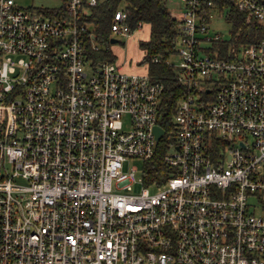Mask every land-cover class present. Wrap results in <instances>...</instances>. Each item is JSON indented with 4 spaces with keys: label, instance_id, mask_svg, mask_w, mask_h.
<instances>
[{
    "label": "built area",
    "instance_id": "2783aa9c",
    "mask_svg": "<svg viewBox=\"0 0 264 264\" xmlns=\"http://www.w3.org/2000/svg\"><path fill=\"white\" fill-rule=\"evenodd\" d=\"M97 1L0 0V264H264V38L223 39L213 0H180L169 172L146 185L124 163L164 137V85L87 57ZM235 4L264 27V0ZM111 32L132 33L122 7Z\"/></svg>",
    "mask_w": 264,
    "mask_h": 264
},
{
    "label": "trees",
    "instance_id": "16d2710c",
    "mask_svg": "<svg viewBox=\"0 0 264 264\" xmlns=\"http://www.w3.org/2000/svg\"><path fill=\"white\" fill-rule=\"evenodd\" d=\"M214 3L225 13L227 21L232 22V31L242 28L240 40L242 42H253L264 38V27L252 20L249 25H245L246 13L236 7L235 0H213ZM123 8L126 12V23L131 30H135L138 25L148 23L150 26V37L140 41V47L145 50L140 63L147 64L150 77L163 82L164 90L159 104L158 123L166 130L164 137L158 142L153 158L145 161L142 167V178L144 184L160 183L168 174L169 169L164 163L163 155L167 148V143L173 141L174 125L172 117L176 112L178 99L183 91V85L176 78L174 67L166 62L176 50L178 34L177 20L171 14L166 5V0H98L94 6L85 4L86 21L91 24L87 30L84 40V48L87 57L93 63L102 61L113 62L116 60L115 54L110 48L112 37L111 23L114 12ZM94 36L97 43L104 44V47L94 49L91 37ZM226 44L223 43L224 47ZM160 55L162 59L158 62H151L153 55Z\"/></svg>",
    "mask_w": 264,
    "mask_h": 264
},
{
    "label": "rangeland",
    "instance_id": "374dc122",
    "mask_svg": "<svg viewBox=\"0 0 264 264\" xmlns=\"http://www.w3.org/2000/svg\"><path fill=\"white\" fill-rule=\"evenodd\" d=\"M16 4L21 7H56L61 4V0H15ZM180 0H166V5L170 12L177 15L180 9ZM211 30L213 32H219L222 34L223 39H229L232 33V22L227 21L225 18V13H219L218 11L213 12L211 19ZM150 26L148 23H143L132 31L130 36L113 34L112 38H115V42H111L110 48L116 56L115 64L120 67L121 71L128 73H143L146 72V65L140 63L144 55V49L140 47L141 40H147L150 37ZM99 47H104V44L97 43ZM173 63L178 62V56L174 55L171 58ZM129 116L124 114V125L125 129L128 127L126 123ZM251 139V136H248ZM144 161L142 158L131 157L124 163V169L129 170L131 166H136L138 168V175L142 171ZM141 183H136L133 186L134 191H139L141 189ZM156 189H151V191Z\"/></svg>",
    "mask_w": 264,
    "mask_h": 264
},
{
    "label": "water",
    "instance_id": "95a60500",
    "mask_svg": "<svg viewBox=\"0 0 264 264\" xmlns=\"http://www.w3.org/2000/svg\"><path fill=\"white\" fill-rule=\"evenodd\" d=\"M115 41H116L115 38L110 39V42H115ZM154 132L156 134V139H159L161 137V135L164 133V129L161 126L156 125L154 128Z\"/></svg>",
    "mask_w": 264,
    "mask_h": 264
},
{
    "label": "crops",
    "instance_id": "0c3cea01",
    "mask_svg": "<svg viewBox=\"0 0 264 264\" xmlns=\"http://www.w3.org/2000/svg\"><path fill=\"white\" fill-rule=\"evenodd\" d=\"M149 33H150V30H149ZM149 39V38H148ZM144 54H145V50H144ZM144 56V55H143ZM146 70H147V66H146Z\"/></svg>",
    "mask_w": 264,
    "mask_h": 264
}]
</instances>
